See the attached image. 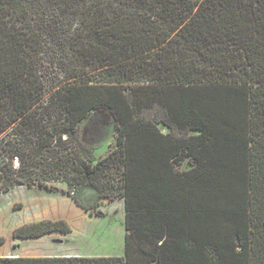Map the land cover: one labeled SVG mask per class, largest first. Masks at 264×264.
<instances>
[{
    "label": "trees",
    "instance_id": "1",
    "mask_svg": "<svg viewBox=\"0 0 264 264\" xmlns=\"http://www.w3.org/2000/svg\"><path fill=\"white\" fill-rule=\"evenodd\" d=\"M48 66L65 76L49 89ZM95 112L118 134L101 160L81 134ZM151 145L178 178L156 193L169 208L144 200ZM115 168L124 257L0 264H264V0H0V196L63 193L102 217ZM71 233L44 220L13 238Z\"/></svg>",
    "mask_w": 264,
    "mask_h": 264
},
{
    "label": "rangeland",
    "instance_id": "2",
    "mask_svg": "<svg viewBox=\"0 0 264 264\" xmlns=\"http://www.w3.org/2000/svg\"><path fill=\"white\" fill-rule=\"evenodd\" d=\"M42 74L52 85H59L64 76L57 66H48ZM46 78V80H47ZM81 134L87 143L98 146L94 151L97 160L104 159L115 150L117 132L107 112H95L90 120L81 126ZM70 154L73 150L69 149ZM116 168L108 172L105 179L113 190V199L102 200L99 211L102 217H91L63 193H50L38 188L19 186L0 196V238L5 245L0 257H65V256H124V201L118 196ZM112 182V183H111ZM63 192L66 184L58 185ZM90 192L85 200H90ZM66 220L72 228L69 235L53 234L38 240H15L13 232L26 224L40 221Z\"/></svg>",
    "mask_w": 264,
    "mask_h": 264
},
{
    "label": "crops",
    "instance_id": "3",
    "mask_svg": "<svg viewBox=\"0 0 264 264\" xmlns=\"http://www.w3.org/2000/svg\"><path fill=\"white\" fill-rule=\"evenodd\" d=\"M159 147H160L159 145H157V146H155V145L149 146L148 152H147V158L144 159V165L146 167H144L145 168V173H144V178H143V182H142V184H143L142 192H143V194L145 196L144 200H147V202H149L150 206H155L154 200H156L155 197H157L156 193H158V195L162 196V194H164L167 191V189H168L166 187H168V185H170V184L176 183L177 179H178L175 174H170L169 173L167 176H165L163 174H158L159 172H162V170L160 168L166 166L165 162H166V159H167V158H165V156H166L165 153L162 152V150L159 149ZM156 151H158L159 154L163 155L162 159H160V158L156 159L155 158ZM140 179L141 178H138L136 176H134L132 178V183H133L132 184L133 185L132 186V190H133L134 193L138 192V188H137L136 184H137V182L141 183ZM166 182H168V183H166ZM139 186H141V185L139 184ZM157 199H158L157 201L159 202L160 206L169 208L170 205L172 204V202L169 199H160L158 197H157ZM168 200H169V203L167 202ZM123 210H124L123 227H124V244H125V238H126V233L127 232H126V228H125V225H126V213H125V208L124 207H123ZM162 210H164V209H159L158 211L161 212ZM164 211H168L169 212L170 210L169 209H165ZM171 217H173V216H171ZM63 221L68 223V221H66V220H63ZM172 221H174V220L172 219ZM165 228H167V227L165 226ZM171 229L172 230H176V226H175L174 222H172ZM124 246H125V249H126V245H124ZM170 246H171V242H170ZM125 252H126V250H125ZM125 252H124V256H125ZM124 256H122V257H124ZM69 257H80V256H69ZM81 257H83V256H81ZM95 257H101V256H95ZM104 257H117V256H104ZM21 258H45V257H21Z\"/></svg>",
    "mask_w": 264,
    "mask_h": 264
},
{
    "label": "water",
    "instance_id": "4",
    "mask_svg": "<svg viewBox=\"0 0 264 264\" xmlns=\"http://www.w3.org/2000/svg\"><path fill=\"white\" fill-rule=\"evenodd\" d=\"M90 194H92V195L90 196V200H89V201H86V200H85V196H86V195L84 196V200H85L86 202H90V201H92L94 195H93V193H90Z\"/></svg>",
    "mask_w": 264,
    "mask_h": 264
}]
</instances>
